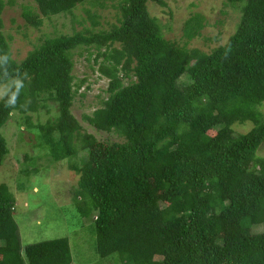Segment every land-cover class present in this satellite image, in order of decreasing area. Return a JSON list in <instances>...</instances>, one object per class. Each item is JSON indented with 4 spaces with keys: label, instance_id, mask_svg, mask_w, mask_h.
Listing matches in <instances>:
<instances>
[{
    "label": "trees",
    "instance_id": "trees-1",
    "mask_svg": "<svg viewBox=\"0 0 264 264\" xmlns=\"http://www.w3.org/2000/svg\"><path fill=\"white\" fill-rule=\"evenodd\" d=\"M34 1L38 10L22 15L39 27L43 17L72 13L88 0ZM230 1L240 3V21L210 52L166 38L149 9L165 0H120L121 16L109 30L49 36L18 61L1 31L8 0H0V87L17 72L24 81L14 108L5 107L7 95L0 100V163L9 153L3 126L18 112L33 127L27 113L46 108L40 96L48 92L59 113L38 125L37 146L76 164V205L95 217L101 257L264 264V231H252L264 224V0ZM203 27L196 14L185 31L193 37ZM84 46L97 49L98 70L108 79V96L84 118L107 138L85 131L72 111L81 87L72 55ZM184 74L189 82L181 86ZM248 122L249 130L235 132ZM15 207L14 194L0 184V264H71L68 237L22 248Z\"/></svg>",
    "mask_w": 264,
    "mask_h": 264
},
{
    "label": "rangeland",
    "instance_id": "rangeland-1",
    "mask_svg": "<svg viewBox=\"0 0 264 264\" xmlns=\"http://www.w3.org/2000/svg\"><path fill=\"white\" fill-rule=\"evenodd\" d=\"M11 1V2H10ZM120 0H88L78 4L72 13L43 17L39 27L29 24L23 17L24 9L37 11L34 0H8L2 13L1 31L10 41L12 56L18 61L40 44L45 38L76 31L109 30L119 21ZM162 5L149 2L152 16L158 18L166 38L179 46L198 47L210 52L225 44L235 32L241 18L240 3L230 0H165ZM201 15L204 27L200 33L189 37L185 24L194 15ZM97 49L78 47L73 51L74 83L80 84L75 93L72 111L85 131L98 133L107 138L106 132L92 126L85 115H90L108 96V79L98 70L102 58L95 60ZM179 84L185 86L189 77L184 74ZM8 85H4L7 88ZM47 105L39 111H30L34 126L24 123L23 115L14 112L3 126L9 153L0 163V184H4L16 198L14 218L19 227L22 248L43 240L68 237L71 246V264H124L118 253L101 257L97 251L95 217L83 214L76 205L74 188L78 184L76 164L68 159H52L38 148V125L54 119L59 113L58 103L49 98L48 92L40 96ZM264 111V105L262 106ZM252 123L236 124L235 132H246ZM111 136V135H110ZM30 155L29 160L25 154ZM264 155V146L259 150ZM83 155V153H80ZM253 232L264 231V224L254 225Z\"/></svg>",
    "mask_w": 264,
    "mask_h": 264
},
{
    "label": "clouds",
    "instance_id": "clouds-1",
    "mask_svg": "<svg viewBox=\"0 0 264 264\" xmlns=\"http://www.w3.org/2000/svg\"><path fill=\"white\" fill-rule=\"evenodd\" d=\"M3 60L7 61L8 60V55L4 54L3 55ZM8 69H5V72H8ZM19 75L15 76L14 78H12L9 82H8V86H9V91L4 90L2 87H0V100H2L4 98L5 95L8 96V99L5 101V107H15L17 104V100L18 97L20 95V91L21 89L24 87V81L22 79H20V73L17 72ZM25 78H28L27 73H23L22 74Z\"/></svg>",
    "mask_w": 264,
    "mask_h": 264
}]
</instances>
